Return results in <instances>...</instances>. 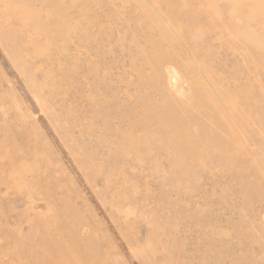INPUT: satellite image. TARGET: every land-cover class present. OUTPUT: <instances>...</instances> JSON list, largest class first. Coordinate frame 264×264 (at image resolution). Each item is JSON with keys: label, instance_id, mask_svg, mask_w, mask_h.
Segmentation results:
<instances>
[{"label": "rangeland", "instance_id": "rangeland-1", "mask_svg": "<svg viewBox=\"0 0 264 264\" xmlns=\"http://www.w3.org/2000/svg\"><path fill=\"white\" fill-rule=\"evenodd\" d=\"M79 263L264 264V0H0V264Z\"/></svg>", "mask_w": 264, "mask_h": 264}, {"label": "bare ground", "instance_id": "bare-ground-1", "mask_svg": "<svg viewBox=\"0 0 264 264\" xmlns=\"http://www.w3.org/2000/svg\"><path fill=\"white\" fill-rule=\"evenodd\" d=\"M39 247V246H38ZM68 248V247H67ZM70 248V247H69ZM40 249V248H39ZM41 250V249H40ZM43 251V250H42ZM44 252V251H43ZM73 253V252H72ZM75 253V252H74ZM47 254V253H46ZM50 257H51V255H49ZM52 259H53V257H52ZM54 260V259H53ZM79 262V261H78ZM81 262V261H80ZM80 264V263H79Z\"/></svg>", "mask_w": 264, "mask_h": 264}]
</instances>
